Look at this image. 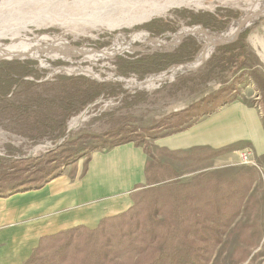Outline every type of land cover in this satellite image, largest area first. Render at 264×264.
I'll return each mask as SVG.
<instances>
[{
    "label": "rangeland",
    "instance_id": "374dc122",
    "mask_svg": "<svg viewBox=\"0 0 264 264\" xmlns=\"http://www.w3.org/2000/svg\"><path fill=\"white\" fill-rule=\"evenodd\" d=\"M20 1L22 0H15V2ZM38 2L39 0H35L32 3H26V6L21 3L19 9L9 8L11 9L9 10L8 7H0V27L9 25L13 29L20 26L23 21L30 20L25 28L18 31L17 37L12 33L0 36V56L4 55L2 60L4 57L13 59L38 57L41 59L37 60L39 67L48 71L38 81L39 83L54 79L58 74L85 75L99 82L121 83L126 92L118 96L102 95L94 103L89 104L84 111L69 120L65 137L57 143L47 139L34 142L0 123V155L22 160L25 163L32 162L29 163L33 167L31 173L37 172L36 175H39L43 167L48 169L53 167L59 163L63 154L66 155L78 149L82 158L76 164L62 165L64 172L62 175L65 173L74 175L78 163L82 162L86 167L87 157L91 153L93 155L97 151H102L100 148L97 151L89 150L94 146L92 143H102L99 135L109 130L107 115L116 114L126 118L125 132L134 138L132 142L148 151L146 152L150 161L147 170L148 178L144 186L188 182L200 173H211L228 167L252 168L256 172V179L247 203L230 232L224 235L225 242L221 245V255L217 257L219 253L217 250L210 264H264V156L260 158L254 156L258 163L257 167L242 164L240 152L213 156L208 150L207 154L210 157L205 161L203 160L205 154L200 150L199 153L197 152L198 157L189 160L182 158L180 154L178 157L172 156L178 153L167 152L159 144V138L171 135L177 128L208 116L217 105V103H208V99L219 93L238 98L223 107L242 102L257 108L263 115V97L253 81V76L256 73L264 78V15L246 30V32L251 30L246 38L248 51L246 66L217 71L208 80L205 75L208 73V61L214 52L238 42L246 32L236 41L220 47H213L212 39L217 35L226 34L234 23L237 27L240 20L248 16L247 11L251 7L254 16L264 14V9L256 7L259 4L264 6V0H170L169 4L160 10L161 14L153 16H151L152 13L158 12L156 11L158 6L165 4L167 0H52L48 4ZM44 8L47 14L51 13L50 10L53 11L51 14L53 19L43 20L42 15L35 17V14L37 15V12ZM182 9L195 12L206 11L220 16L216 23L210 25H189L174 14ZM21 10L29 11L30 15L24 19L20 18ZM142 11H145L144 15ZM130 16H133L136 22L133 25L124 23L115 27L102 24L111 21L109 19L117 23L127 22V17ZM149 16L151 17L145 20ZM228 16H238V18L233 19L224 32L208 30L202 32L199 29H193L197 27L212 29ZM59 18L64 19L65 22ZM37 19L40 21L34 24L33 21ZM141 19L144 21L138 22ZM176 19L178 20L176 30L160 23L162 20L176 22ZM142 25L164 28L174 33V37H164L154 42L140 39L136 35L141 33L142 30L138 27ZM170 25L174 27L175 24L170 23ZM188 28H192V31H184L181 41L175 39V36L179 35L183 29ZM238 28L239 26L235 31ZM41 34L44 35L37 36ZM135 36L137 40L134 39ZM189 37L197 41H188L176 47ZM124 40L127 41L125 44ZM155 42L164 45H158ZM12 45L16 47L12 48ZM191 46L199 47L193 60L176 63L160 73L148 75L142 81L138 80L137 76L132 75L126 78L115 72V63L120 56L175 53L179 49ZM119 48L123 50L120 52ZM59 60H62L64 64L52 63ZM195 60L197 65L184 72L177 71L175 68V66H186L188 62L193 63ZM15 63H3V65ZM183 63L186 64L179 65ZM64 68L70 71L62 70ZM142 91L148 93V100L125 106L126 97L133 101L136 94ZM221 109L222 107L219 110ZM83 116L82 123L73 128L74 119ZM240 146L241 144H233L227 148L233 150ZM9 147L17 149L13 156L8 154ZM53 159L56 162H52Z\"/></svg>",
    "mask_w": 264,
    "mask_h": 264
},
{
    "label": "trees",
    "instance_id": "16d2710c",
    "mask_svg": "<svg viewBox=\"0 0 264 264\" xmlns=\"http://www.w3.org/2000/svg\"><path fill=\"white\" fill-rule=\"evenodd\" d=\"M174 14L189 25H210L216 23L220 16L188 9L178 10ZM235 18L238 16H228L216 27L204 30L224 32ZM160 23L176 30L178 20H162ZM170 23L175 24L174 27ZM138 29L142 31L136 36L143 40L158 41L164 37H174V33L158 26L142 25ZM184 31L192 30L183 29L175 37L182 36ZM250 32L248 30L238 42L214 52L208 61L206 80L217 71L246 66V38ZM188 41L197 40L189 37L179 45ZM122 50L118 49L120 52ZM198 50V46H191L175 53L120 56L115 63V72L126 78L134 75L142 81L148 75L160 73L176 63L193 60ZM52 63L64 64L62 60ZM47 72L39 67V61L32 59L12 65L0 64V123L34 142L47 139L57 143L65 137L69 120L84 111L89 104L102 95L118 96L126 92L121 83L99 82L85 75L58 74L54 79L39 83ZM253 81L263 97L264 119V78L255 73ZM129 99L126 97L125 106L145 102L148 93L138 92L133 101ZM236 99L225 93L209 97L208 103H217L209 114ZM107 116L109 130L99 135L102 143H92L94 146L89 151L111 149L134 141L125 132V117L116 114ZM192 123L177 128L174 133L188 128ZM15 150L9 147L8 154L13 156L17 152ZM233 150L226 148L211 152V155ZM197 152L192 151L182 158L192 160L198 157ZM91 155L87 157L86 164ZM178 155L172 154L174 157ZM80 158L82 155L78 149L63 154L59 163L49 169L43 167L42 172L36 175L37 172L31 173L33 167L29 163L32 162L25 163L0 155V196L40 189L61 176L64 165L76 164ZM255 179L256 172L252 168L228 167L200 173L188 182L140 186L133 194L134 205L129 210L102 219L96 228L79 225L43 236L25 264H210L217 250V257L221 255L224 235L230 232L245 207Z\"/></svg>",
    "mask_w": 264,
    "mask_h": 264
},
{
    "label": "crops",
    "instance_id": "0c3cea01",
    "mask_svg": "<svg viewBox=\"0 0 264 264\" xmlns=\"http://www.w3.org/2000/svg\"><path fill=\"white\" fill-rule=\"evenodd\" d=\"M159 144L182 157L202 150L205 161L208 150L241 144L220 156L251 149L260 158L263 115L253 106L232 103L159 138ZM149 161L144 147L129 142L95 152L87 168L78 163L74 175L65 173L40 189L0 196V264H25L43 236L79 225L96 228L102 219L129 210L133 193L147 182Z\"/></svg>",
    "mask_w": 264,
    "mask_h": 264
},
{
    "label": "bare ground",
    "instance_id": "6f19581e",
    "mask_svg": "<svg viewBox=\"0 0 264 264\" xmlns=\"http://www.w3.org/2000/svg\"><path fill=\"white\" fill-rule=\"evenodd\" d=\"M33 1H35V0H26V1H24V0H22V1H20V2H15V0H0V7H8V9L9 8H11V9H13V8H18L19 9V7H21L20 5H21V3L23 4V5H25L26 3H32ZM50 1H52V0H39V2H41V3H47L48 4V2H50ZM37 2V1H36ZM38 2V3H39ZM169 2H170V0H167V2H165V4H162L161 6H158V8H157V10L156 11H158V12H155V13H152V15L151 16H153V15H156V14H161V12H160V10L161 9H163L164 7H166L168 4H169ZM40 3V4H41ZM145 3V2H144ZM26 6V5H25ZM28 7V6H27ZM38 7V6H37ZM256 7H261L262 9H264V6H261V4H259V5H257ZM6 9V8H5ZM7 9V10H8ZM11 9H9V10H11ZM47 9V8H46ZM253 9H252V7L250 8V9H248V11H247V14H248V16L250 17H248L247 15L245 16V17H243L241 20H240V22H239V24L237 25V27L239 26V28H238V30L237 31H235L236 29H237V27H235L234 29H232V30H230L228 33H226V34H221V35H217V36H215V38L214 39H212V41H213V47L215 46H219L220 44H223V43H225V42H227L230 38H232V37H236V36H238L243 30H244V28L247 26V23L252 19V18H255L256 16H254L255 14L254 13H252L253 11H252ZM26 10H21L20 11V18H27L29 15H30V12L29 11H26ZM10 12V11H9ZM37 12V11H36ZM49 12H51V13H49ZM48 13L49 14H47V10H45V8H44V10H41V11H39V12H37V15L35 14V17H40L41 15L44 17V19L43 20H48V19H53L52 17H51V14L53 13V11L52 10H50ZM144 12L145 11H142V15H144ZM261 14V13H260ZM48 15V16H47ZM50 15V16H49ZM259 15V14H258ZM264 15V14H263ZM151 16H149L148 18H146L145 20H147V19H149ZM14 17V16H13ZM55 17V16H54ZM97 17H99V16H97ZM100 17H102V16H100ZM3 18H5V17H3ZM59 19H61V18H59ZM62 21H64L65 22V20L64 19H61ZM60 20V21H61ZM109 20H111V21H108V22H105V23H102V24H105V25H110V26H120L121 24H127V25H133L134 23H136L135 22V20H134V17L133 16H130L129 18L127 17V22L125 21V22H123V21H121V23H117V22H115V21H112V19H109ZM136 20H138V19H136ZM8 21V20H7ZM22 21V20H21ZM40 21V19H37V20H34L33 22H34V24L35 23H37V22H39ZM128 21H130L131 23H129ZM144 20L143 19H141L140 21H138V22H143ZM27 22H30V20L29 21H23L21 24H20V26H18V27H14L13 29H11L10 27H9V25H6L7 27H5V25H4V27L2 26V27H0V36H3V35H9L10 33H12L13 34V36H15V37H17V34H18V31H20L21 29H23V28H25L26 26H27ZM118 22H120V21H118ZM11 26V25H10ZM192 29V28H191ZM193 29H199L200 31H202V32H204L205 30L204 29H201V28H193ZM16 30V31H15ZM195 32H197V31H195ZM139 37V36H138ZM176 40L177 39H179L180 41L183 39V36H179V37H176L175 38ZM150 41H157V40H151L150 39ZM155 43H157L158 44V42H155ZM158 45H164V44H162V43H159ZM82 52H84V51H82ZM12 55V54H11ZM17 56H22L21 54H16ZM4 56V55H3ZM3 56H0V59L2 60L3 59ZM6 58H8V57H4V59H6ZM197 60V59H196ZM194 61L193 63H189L188 65H186V66H183V67H179V66H175V68H176V70L177 71H181V72H184V71H186V70H188V69H191L192 67H194V66H196L197 65V61ZM62 70H65V71H70L69 69H62ZM81 71H83V70H81ZM89 72H91V71H89ZM92 73V72H91ZM80 117V116H79ZM84 120V116L82 117V118H78V119H75L74 121H73V124H72V127L74 128L75 126H77L78 124H80V123H82V121Z\"/></svg>",
    "mask_w": 264,
    "mask_h": 264
},
{
    "label": "water",
    "instance_id": "95a60500",
    "mask_svg": "<svg viewBox=\"0 0 264 264\" xmlns=\"http://www.w3.org/2000/svg\"><path fill=\"white\" fill-rule=\"evenodd\" d=\"M263 16V14L261 13V14H259V15H257L255 18H253L251 21H249L248 23H247V26L244 28V30L242 31V33L237 37V38H235V39H233V40H231V41H236L239 37H241L245 32H246V30L249 28V26H251L253 23H255V22H257L261 17ZM198 28V27H197ZM199 28H201V27H199ZM203 29H206V28H203ZM36 35V34H35ZM44 34H41V35H37V36H39V37H42ZM123 38V37H122ZM231 41H228V42H226V43H224V44H222V45H226V44H228V43H230ZM127 41H125L124 40V44L126 43ZM222 45H220V46H222ZM180 46V45H179ZM179 46H176V47H179ZM219 46V47H220ZM175 48V47H174ZM214 51V50H213ZM212 51V52H213ZM211 52V53H212ZM210 53V54H211ZM44 56H47V55H45L44 54ZM43 56V57H44ZM115 57V56H114ZM61 58V57H60ZM29 59H34V60H41V59H38V57L36 58V57H33V56H28V57H23V58H19V59H16V60H14V61H10V62H6V61H0V63H4V64H7V63H15V62H17V61H19V60H29ZM61 59H63V60H65V58H61ZM41 63V62H40ZM50 65V64H49ZM61 68V67H60ZM86 75H88L89 76V74L88 73H86ZM99 80H101V79H99Z\"/></svg>",
    "mask_w": 264,
    "mask_h": 264
},
{
    "label": "built area",
    "instance_id": "2783aa9c",
    "mask_svg": "<svg viewBox=\"0 0 264 264\" xmlns=\"http://www.w3.org/2000/svg\"><path fill=\"white\" fill-rule=\"evenodd\" d=\"M49 78H51V77H49ZM75 119H78V118H75ZM240 154H241L240 160H241L242 164L251 165V166H255V167L258 166V163L256 162V159L254 157V153L251 149L242 150L240 152Z\"/></svg>",
    "mask_w": 264,
    "mask_h": 264
}]
</instances>
